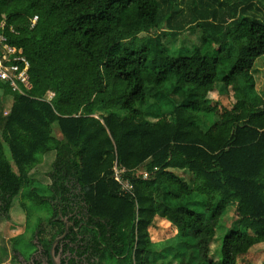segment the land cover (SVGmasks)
Returning a JSON list of instances; mask_svg holds the SVG:
<instances>
[{"label": "trees", "instance_id": "1", "mask_svg": "<svg viewBox=\"0 0 264 264\" xmlns=\"http://www.w3.org/2000/svg\"><path fill=\"white\" fill-rule=\"evenodd\" d=\"M243 1H227L225 31L223 19L209 25L216 37L200 27V47L173 56L147 34L173 38L188 23L174 16L177 0H0V35L27 59L31 85L19 93L0 81L11 100L0 109V218L10 219L16 198L28 214L22 197L48 202L49 237L38 221L29 240L48 256L65 221L73 222L63 238L72 244L69 264L84 255L90 264L103 255L114 259L103 264H155L160 255L176 264H237L264 244V98L253 73L264 55V21L236 14ZM218 85L227 101L208 102ZM160 97L169 106L148 120L145 106ZM49 151V194H40L30 171ZM193 196L201 211L190 206ZM228 206L237 228L216 258V226ZM157 219L175 232L160 253L151 233Z\"/></svg>", "mask_w": 264, "mask_h": 264}, {"label": "rangeland", "instance_id": "2", "mask_svg": "<svg viewBox=\"0 0 264 264\" xmlns=\"http://www.w3.org/2000/svg\"><path fill=\"white\" fill-rule=\"evenodd\" d=\"M231 4L234 3V0H177L176 8H174V16L177 20L185 21L182 28L173 29L177 31V35L173 38L169 36H160L159 31L149 32L147 37L160 40L161 46L164 45L167 48V51L170 55H190L194 47H200L201 33L202 29L200 27H205L206 33H209L211 36H218L219 31L209 28V25L214 23H219L225 21L222 24V31H225L230 19L228 9V2ZM229 4V5H230ZM243 5L236 9V14L251 17L254 15L264 21V0H251L243 1ZM243 9V11H242ZM223 14V17L221 16ZM203 25V26H201ZM166 31H171L166 28L165 23H163V29ZM160 30V31H162ZM216 46V45H214ZM212 46L209 48V53L212 54L216 48ZM228 67V62L219 67V74L223 73L224 70ZM253 73L255 78V92L260 98H264V55L258 58L253 67ZM174 83H169L164 86L165 91H173L172 87ZM224 89L218 85L217 89L210 92L207 95V101L213 103L215 100H220L226 102L225 94H222ZM186 95V92H184ZM188 94V93H187ZM180 94H177V96ZM51 96V93H48L46 97ZM179 98V96H178ZM180 99V98H179ZM151 103L146 105L145 108L148 113H150L147 118L152 120V114L159 113L160 110L164 107L167 108L169 103L166 102L162 97L157 100H150ZM11 100L8 97H4L0 89V109L3 112H7L10 107ZM203 119L206 123L213 122L212 115H203ZM8 154V152L6 151ZM55 157L54 151H49L40 157V160L36 166L30 171V176L35 186L38 188L40 194H49L48 185L50 184V179L47 176L48 171L52 168V163ZM143 168H139L136 173L142 172ZM184 178L188 179L187 174L179 173ZM194 203H191L192 208H197L201 211L202 204L201 198L199 196H193ZM21 201H24L29 207L28 212L20 206L19 198H16L12 207L9 210L10 219L0 218V264H19L17 258L11 253L12 247L22 253H30L34 250L35 246L30 242L29 238L35 229V226L40 221V227L43 229V236L48 238L51 232L52 226L47 223V220L51 216L50 204L46 201H43L41 204L33 205L31 202L26 201L23 197ZM193 205V206H192ZM233 206H228L219 219V222L216 226V236L214 238V248L216 258L220 254V245L223 236L233 228H237L236 222L233 218ZM158 220V219H157ZM163 223L162 220L157 221V226L151 229L152 241L157 244V252L163 250V247L169 245V240L171 234L175 233L172 231L167 222ZM174 229V228H173ZM169 240H165V239ZM213 252V251H212ZM17 260V261H16ZM113 257L108 255H103L99 259V264L113 262ZM177 259L172 258L171 256H161L155 262V264H176ZM237 264H264V244H256L249 248V250L242 255H239L237 258Z\"/></svg>", "mask_w": 264, "mask_h": 264}, {"label": "built area", "instance_id": "3", "mask_svg": "<svg viewBox=\"0 0 264 264\" xmlns=\"http://www.w3.org/2000/svg\"><path fill=\"white\" fill-rule=\"evenodd\" d=\"M36 19V16L32 18L31 25L35 23ZM28 68L29 63L21 54V50L7 44L4 35H0V81L7 83L13 91L23 93L22 88L24 90L31 88ZM115 179H119V174L115 176ZM122 187L129 188L126 182L122 184Z\"/></svg>", "mask_w": 264, "mask_h": 264}, {"label": "flooded vegetation", "instance_id": "4", "mask_svg": "<svg viewBox=\"0 0 264 264\" xmlns=\"http://www.w3.org/2000/svg\"><path fill=\"white\" fill-rule=\"evenodd\" d=\"M65 223L67 224L66 225L67 227L73 226V222L65 221ZM67 233L65 234L63 238L66 237ZM63 238L59 240V241L62 240L61 243L58 242L55 245V254L59 256L61 264H69L70 260L73 258V254L69 252V249L71 248L72 244L65 246L64 245L65 243H63ZM32 243L35 244L36 249L32 250L30 253H21L20 251L11 249V253L14 256V258H17L19 264H48V262L50 261L49 251H48V256H45L43 254V251H42L43 248L41 245L38 244L36 237L32 239ZM86 259L87 258L85 255L82 256L80 259L78 257L75 258V260L77 262H80V264H90L94 262L93 259H90L89 261H87ZM50 264H51V261H50Z\"/></svg>", "mask_w": 264, "mask_h": 264}, {"label": "water", "instance_id": "5", "mask_svg": "<svg viewBox=\"0 0 264 264\" xmlns=\"http://www.w3.org/2000/svg\"><path fill=\"white\" fill-rule=\"evenodd\" d=\"M67 224L65 223V228H64V232L61 236L57 237L51 244V247H50V250H49V257H50V261H51V264H61L60 263V258L59 256H57L55 254V245L58 243V241L60 239H62L65 234L67 233Z\"/></svg>", "mask_w": 264, "mask_h": 264}]
</instances>
